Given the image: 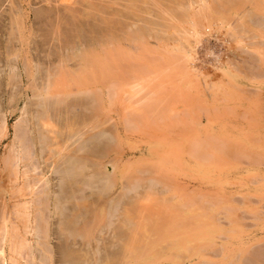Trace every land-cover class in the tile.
I'll return each mask as SVG.
<instances>
[{"label":"rangeland","instance_id":"rangeland-1","mask_svg":"<svg viewBox=\"0 0 264 264\" xmlns=\"http://www.w3.org/2000/svg\"><path fill=\"white\" fill-rule=\"evenodd\" d=\"M155 1L152 0V3L154 2L153 4L150 1V3H149L150 11L149 12H151V13L148 15L149 19H151V22H154V23H152V31L153 32L151 31L150 36H149L150 38L147 37V40H146L147 44L145 45V47L139 48L138 50L136 48H134L133 50H132V48L129 49L130 54L128 53L129 54L128 56L130 58H127L125 60L126 62H128V64L126 62L125 63L122 62V64H120V66H117L115 69L114 68L108 69L109 66H107V67L102 66V67H100L101 68L100 72L97 70V69H99L98 67H96V69H95V67L92 69H91V67L84 68L86 70L81 69V70H83V75H82L81 71L79 73H81L80 76H82L83 78L85 75V78L82 82V84H84L85 87L82 85H80L81 87L80 86H77V87H80V89L82 90V92L84 91V93L81 95L76 94V96H74L75 94H72V93H74L72 91H75L77 89L75 86V83L72 82V84L69 85V83H71V81H69L68 79H71L69 73L78 72L79 70H72L69 72L68 71L66 72V70H63L62 74H65L66 77L64 75H62L61 72L59 73L57 70H55L52 73V74H54L57 71L54 76L56 78V75H58L56 80L58 79V80H60V82H62L61 85L54 84L56 86L58 85L59 88L63 89V90H59V88L56 87V89L58 91H60L58 95L62 96V98H64V99L67 98L64 100L65 103H61V104L56 105L57 110L60 109L61 111H63V114L61 111H57V110H52V112L54 113V111H56L59 116H60V113L65 116V114L69 115V113H70L69 111H71L70 115L71 114L73 115L76 111V114H74L73 116L71 115L72 116L71 119L72 118L74 119V120L72 119L71 121H73L74 123L75 122L78 123V122L82 121L83 119H88V118L90 119V117L92 116L91 114L97 115L98 116L97 120H99L98 118L102 117V119H100L99 121L102 120L103 123L100 122V125L97 127V129L94 128V130H92V131L88 130V131L90 133L91 132L94 133V131H95V133L97 132V134H96L97 137L100 136L99 138L96 137L98 141L103 138V134H100V132H98L99 130L107 131L111 137H113L115 135L116 138L114 136L113 137L114 140L119 141L118 143H117V141H115L116 144L111 141V143L113 145L109 142V144L112 145L113 149L108 148L109 152L107 153L106 159H104V160H107L108 157L110 158V156H113V155H114V157H116L117 155L119 157V158L116 157V161L114 163L113 171H112V178H114V185H113V187H111L110 190L105 191V193L103 195L105 197L104 200H106V199L108 200V198H112V197L120 199L119 210L122 209V205L129 204L128 205V211L130 210L129 215L132 218V220H133V216H135L137 214L136 218L134 217V220L141 223L139 218H142V221H143V219H145V226L147 225V223H148V225L150 223L149 227L152 228V226L158 227V224H159L158 228L161 229L160 230L161 235L159 236V238L162 237L163 234L166 235L165 238L167 237L166 239L162 237L163 242L161 243V247H160V245L154 247V249L157 248V249H155V250H157V253H155L156 255H154V256L151 255L149 261L143 262L141 264H156V263H158V264H175V263L176 264H196V263L199 264V261H202V260H206L208 263H211V264L212 263L213 264H230V263L231 264H241L242 259H243L242 257L245 256L247 249H251L252 246H255L257 243L260 244V242L264 241V196H263L264 195V59H263L264 58V52H263L264 51V34H263L264 29H263V31H259V32L257 30V29L262 30L261 26L264 27V25H263V23H264V18H263L264 17V0H260L261 2L259 0H249V1L242 0L243 5L242 4L237 5V3H236V5H237L236 7L241 6V7H239V10H238V8L235 10V8H236L235 5L231 4L232 6L231 5L226 6L227 8L229 7V9L224 8L225 12L217 11L218 12L217 15H216V12L214 14L213 13L214 11H212V10H214L213 4H215L216 1H218V0H207V1L205 0L207 3H209V5H210V2L211 3L213 2V3L211 6L203 7V10H202V5L207 4L204 0H203L204 2L201 1L202 5H201L199 0H197V1L193 0V2L196 1L194 3L191 0H189L190 4L192 2L191 7L189 6L188 1H187L189 10H187L188 12H187V15L185 17H181V15H178L181 17V19H180V17L177 16V12L179 13V9H177V8H178L179 3L181 1L179 3H178V0H159V3H158V0L156 1V3H155ZM164 1L167 3H165ZM162 2H164V3H162ZM36 3L31 4L30 8L32 7V12H35L36 17H39V19L37 18L39 23H37L34 26V29H32V33L34 32L33 33V39L35 41L34 45H35V47L37 45V47L39 49L38 55L43 56L46 52H52V50H53V49L48 47V41L50 39L51 33L47 29V26H46L48 21H49L50 15L45 12L46 9H45V6L43 3H40V2H36ZM238 3H240V2H238ZM5 4L2 6L3 9L6 8ZM154 5H156V6H154ZM198 5H200L201 7L198 8L197 7ZM161 6H163V7L161 8ZM165 6H166V9L164 8ZM209 8H211V9H209ZM195 9H197V10H195ZM198 9L200 11H198ZM201 10L204 13L206 11H208L209 15L206 14L207 12L205 14L208 15L209 17L205 16V18L203 17L204 18V20H203L202 19L203 12L201 14ZM164 11H166V12H164ZM194 11H195V13H194L195 15L199 14V12H200L201 15H199V19H197L198 15H197V17L193 15V17H196V19L198 21L199 20L203 21V23H200V24H203L202 27L199 26L200 25L199 22L195 21L194 20L195 18L192 17L191 14H193ZM247 11L249 14L246 13ZM189 15H191V17H189ZM215 15H216V17H214ZM174 16L175 17L177 16V17L175 18ZM212 16H213V18H212ZM226 16H228V18ZM229 16H232V18L230 19ZM206 17L209 19H207ZM247 17H248V19H247ZM250 17H252V18H250ZM177 18L179 19V22H178ZM206 19L209 21L211 19V21L207 22ZM246 19H247V21H246ZM251 19H252V22H251ZM192 20H194L193 23L191 22ZM45 21H47L46 25L44 24ZM209 23H210V25H209ZM252 23H254L255 25ZM156 24H158V25H156ZM216 24H217V26L215 27ZM91 25H94V24L91 23ZM193 25H194V27L198 26L194 30V32L197 31L195 33L192 32L193 29L190 28ZM36 26H37V28H36ZM38 26H39V28L43 27L44 29L43 28L39 29ZM40 26H42V27H40ZM69 27L67 26L65 29H63L66 31H62L61 35L63 34V37L66 38V40L69 39V41H72V39L74 38V35L73 36L70 35V37H69V34H71L72 31H74V29L72 30V28L70 27V29L72 30L71 31L69 29ZM87 27H88L87 24H85V26L82 27V28H85V29H83V33L84 32L88 33V31L86 30ZM236 30H238V32ZM260 32H262V33H260ZM173 33H174V35H173ZM35 34H36V37H35ZM152 34H155V35H152ZM65 35H67V37H65ZM6 36H7L6 34L2 35L1 30H0V44L1 45L3 42H5L7 40L8 37H6ZM255 36L257 38H255ZM231 38H232V40H231ZM1 39L3 40V42L1 41ZM43 43H44V46H43ZM13 44H14V42L8 40V43L5 44L6 46L0 49V113L2 112L0 114V116L1 115L3 116V118L5 120V125H6V133L0 139V198H1L0 203H1V200L4 198L3 201L6 203V204L5 203L4 204L5 205L10 204V205H7L8 207L5 206L6 209L7 208L11 209V207L16 203V202H14L16 200L15 197L11 198V195L9 197V194L6 193L7 190H9V189H11V192H12L13 189L16 188V186L13 184V186H14L13 187L12 183L8 182V179H6V176L4 175L5 173H4L3 168H2V158L7 154L8 150L11 146V142L13 141V138H14V130H15L16 125L21 123L20 119H21L22 114H23V107L25 106V102L28 99L32 98L30 95L27 97L28 98L27 99L26 95L23 94V91L27 86V84L25 83V78H24V82L21 80V76L24 75L23 70L18 71V73H20V78L18 80L19 76L14 77V76L9 75L10 71L6 67H4V65L1 63V61H4V58L6 56L5 53L9 52L8 50H12L14 48ZM1 45H0V47H2ZM147 47H149V48H147ZM46 48H48V49H46ZM125 49H127V48H125ZM246 49H247V51H246ZM259 49H260V51L258 52ZM134 51H136V53H137L136 55H135ZM142 52L145 53L146 55L142 54ZM171 52H173V54H171ZM148 53H151V54H148ZM160 53L162 56L160 55ZM156 54H158V55H156ZM139 55H141L142 57ZM143 55H145V56H143ZM173 56L175 58V62L173 60L174 59ZM137 57H139V58H137ZM177 57H179V58H177ZM140 58H143V59H140ZM144 59H146L145 63L143 62ZM153 59L156 61H154ZM157 59H159V60L157 61ZM171 59L173 61H170ZM134 61H136V62H134ZM153 61H154V63H153ZM162 62H163V64H161ZM169 62H171V63H169ZM166 63H169V64H166ZM240 63H241V65H240ZM136 64H139V65L134 67ZM2 65H3V67H2ZM144 65L147 67V69L143 70V68H146ZM157 65H159V66H157ZM103 67H104V69H103ZM139 67H141V69H139ZM150 67L153 69H151ZM171 67H173L172 70H170ZM134 68H137V69L135 70ZM157 68H160V71H158L159 69L156 70ZM161 68H165V70L161 69ZM105 69H108L109 71L108 70L106 71ZM117 69H119L120 71ZM138 69H139V71H138ZM183 69H184V71H182ZM155 70L157 72L153 73ZM176 70H178V71H176ZM90 71H91V73H90ZM94 71L95 72L98 71V72L94 73ZM145 71H149V72H145ZM84 72L86 74H84ZM101 72H103V73H101ZM133 72L136 73L137 75H135ZM138 72L141 75H139ZM36 73H35V75H36L35 76V82L36 83L41 82L42 86H43L45 84L44 83L45 77H44L43 68H41V71L39 70ZM89 73H90V75H89ZM109 73H110V75H112L114 77L110 76ZM146 73L148 75H146ZM159 73H161V74H159ZM162 73H165V74H163V76H162ZM244 73H245V75H244ZM156 74H157V76H160V75L161 76L158 78L156 76ZM59 76H60V78H59ZM62 76H63L64 80H61ZM91 76H93V78ZM119 76H120V78H118ZM122 76H124V78ZM153 76H154V78H153ZM40 77L42 78V80ZM53 77H52V79H53ZM116 77H117V79H119V81L117 79H114ZM129 77H131V78H129ZM132 77H134V79ZM138 77H139V79H138ZM144 77H146V79ZM162 77L164 79H161ZM55 78H54V80H55ZM91 78H92V80H91ZM96 78L98 80V83H97ZM142 78L144 79L143 82L140 81V80H142ZM52 79L50 80V83L52 82ZM123 79H125L126 81H124ZM128 79H132V80H129V85L127 86L126 84H127ZM148 79L152 80V82L149 81ZM111 80H112V82H111ZM91 81H92V83H91ZM113 81H114V83H113ZM120 81L122 82V84ZM145 81L147 84L145 83ZM148 81L151 83V85H150V83H148ZM64 82H66L65 86H63ZM87 82H88V84H87ZM125 82H126V84L124 85ZM140 82H142V83H140ZM153 82H156V83H153ZM101 83H102V85H101ZM159 83H160V85H159ZM67 84L69 86H66ZM111 84L113 86L107 88V86H110ZM144 84H146L148 87H146V85H144ZM71 86L72 87L74 86L75 88L74 87L71 88ZM143 86L146 88H143ZM151 86H153L151 89L154 88L153 89L154 91L150 89ZM63 87L64 88L67 87V88L64 89ZM117 87H118V90H116ZM68 88H69V90H71L70 93L72 95L69 94V90H67ZM83 88H84V90H83ZM109 88H111V90H109ZM122 88H126V89L123 90ZM238 88H240V89H238ZM85 89H87V90H85ZM96 89H97V91H96ZM128 89H130L131 92H133V94H135V96L132 93H130V90H128ZM119 90H120V92H119ZM142 90H143V92H142ZM147 90H148V92H147ZM242 90H244V91H242ZM28 91L30 92V89ZM87 91H89V92H87ZM94 91H96V92L94 93ZM125 91H126V93L129 92L130 94L129 93L128 94L131 97L128 94H126ZM160 91H162V93H160ZM19 92L21 93V96H20ZM105 92H107V93H105ZM122 92H124V93H122ZM146 92L147 93L152 92V96H151V93L147 94ZM67 93H68V95H66ZM12 94H14V96ZM95 94H96L95 97L97 98V100L99 98H101V100L99 99L97 101L96 98H94ZM90 95L93 97V99L91 98ZM115 95H117V97ZM132 95H133V97H132ZM72 96L76 99L75 100L76 102L79 101L80 103L78 102L75 104L74 98ZM99 96H101V97H99ZM120 97H122V98H120ZM127 97L128 98L130 97L132 99L129 98V100H128ZM59 98H61V97H58V99ZM141 98H143L144 101H143V99L141 100ZM145 98H146V100H145ZM222 99H224V100H222ZM71 100H72V103H74V104L71 103ZM117 100H120V102L119 101L117 102ZM139 100H141V102L143 101L142 103H144V104H142V103L138 104ZM32 101H33V99H32ZM114 101H116L117 103ZM81 102L84 104H82ZM98 102H101V103H98ZM113 103H115V104L113 105ZM146 103H148V104L146 105ZM63 104H64V107H62ZM66 104H67V106L69 105L68 109L66 107ZM88 104H89V106H88ZM95 104H96V106H95ZM59 105L61 108H59ZM98 105L99 106L101 105L100 108ZM134 105L138 109L140 108L141 110L139 109L140 110L139 111ZM139 105H140V107H139ZM71 106L75 107V109L77 107L78 108L75 110L72 107L73 109H71ZM79 106H80V109H79ZM26 107H28V105H26ZM94 107H95V109H94ZM126 107L128 109H126ZM154 107H155V109H152ZM196 107H197V109H196ZM29 108L33 109V110L37 109L34 102H33V104L29 103ZM63 108H64V110H63ZM214 109H215V111H214ZM81 110L85 111L86 115ZM94 110L96 112L98 110V112L96 113ZM130 110H132V112ZM135 110H136V112H135ZM64 111H66V113ZM92 111H94V112H92ZM147 111H148V113H147ZM158 111H160L159 114L162 113L161 116L158 115ZM50 112H51V110H50ZM78 112H79V114L81 113L83 115H81V114L78 115L77 114ZM144 112H146V113H144ZM153 112H155V113H153ZM98 113H100V114H98ZM137 113H138L139 117H138ZM207 113H209V114H207ZM88 114H89V116L90 115L91 116L88 117ZM242 114H244V115H242ZM99 115H101V116L99 117ZM129 115H130V117H129ZM164 115H166V116H164ZM23 116H24V114H23ZM107 116L110 119L107 118ZM142 116L143 117L149 116V117L148 118L144 117V119H143ZM60 117H58L59 120H60ZM81 117H82V119H81ZM151 117L153 120L151 119ZM197 117H198V119H196ZM126 118H128V119H126ZM135 118H136V120H135ZM62 119H66V116H65V118L61 117V120ZM75 119H76V121H75ZM79 119H80V121H78ZM182 119H185V120H182ZM56 120H57V122L55 120L53 122L56 123V125H57L58 119H56ZM61 120L59 121L58 125H62V122L64 123V121H66V120H62V121ZM107 121H109L108 124H107ZM135 122H137V123H135ZM112 123L115 125V127H114V125H112ZM140 123L142 125H140ZM101 124H104L105 126L102 125L103 126L102 127ZM146 124H148V125H146ZM183 124H184V126H182ZM21 125H22V123H21ZM125 125H126V127H124ZM143 125L146 127H144ZM112 126H113V128H112ZM153 126H154V128H152ZM192 127H193V130L191 129ZM175 128H177V130H175ZM86 129H88V128H85V130ZM112 129H113V131H112ZM137 129H138V131H137ZM140 129H142V130H140ZM169 129H171V130H169ZM185 129H187V130H185ZM130 130H132V131H130ZM152 130H153V132H152ZM178 130H180V131L178 132ZM88 131H86L87 132L86 134H89ZM135 131L138 133H136ZM142 131H143V134H142ZM177 132L180 134H178ZM173 133H175V134H173ZM197 135L202 136L205 141L202 138H198ZM213 135L216 138H212V137H214ZM192 136H193V138H192ZM208 136H210V138ZM207 137L210 139V141L207 140ZM216 139H217V141H216ZM212 140H214V141H212ZM189 141L191 144L189 143ZM194 141L196 142L197 145L194 144ZM197 142H199V143H197ZM202 142L205 144L201 145V144H203ZM75 143H72L73 145H71V147L72 146L73 147L79 146V145H77V143H78L77 141ZM130 143H132V144H130ZM134 143H135V145H134ZM206 143H208V144H206ZM213 143H215V144H213ZM220 143H222V144H220ZM109 144H108V147H110ZM216 144H218V145H216ZM91 145H93V144H91ZM182 145H183V147H182ZM190 145H191V148H189ZM193 145H194V147H192ZM114 146H116V147H114ZM229 146H230V148H229ZM117 147H119V149ZM116 148H117V150H115ZM120 148L123 150L122 153H120V151H122ZM184 148H185V150H184ZM192 148H195V149L191 150ZM207 148L209 150H207ZM215 148H218V149H215ZM64 149L66 151V148H63V151H64ZM175 149H176V151H174ZM83 150H79L77 153L80 155H83ZM195 150H196V152L197 151L201 152L203 150L204 154L201 152L202 154L200 153L199 155H197ZM63 151H61V153H63ZM184 151L185 152L187 151V152L185 153ZM193 152H195V153H193ZM194 154H196V155H194ZM200 155L204 156V157L200 158L201 157ZM196 156H198V157L200 156V157L198 158ZM114 157H112L110 159H113ZM126 158H128V159H126ZM136 158H137V160H136ZM207 158H209V160ZM122 161L123 162L128 161V163L124 162V166H123ZM212 161L214 163H211ZM48 162L49 161H47V163ZM130 162L132 163V165L130 164ZM121 163H122L123 168H121ZM127 164H130L131 166H129ZM221 164H222V166H221ZM127 166H129V167H127ZM47 168H50V167L48 166ZM119 168H121V169H119ZM131 168H132V170H134L136 168V170L133 171V172H135L134 173L135 175L133 173H130ZM88 170L89 169H85L83 171L84 174H85V172H88ZM128 170H130V171H128ZM121 171H122V173H121ZM153 171H155V172H153ZM47 172L50 175V169H48ZM125 174H126V176H125ZM127 175H130V177L129 176L127 177ZM50 176H55V174L54 175L52 174ZM85 177H87V175ZM124 177H126V178H124ZM133 177H134V179H133ZM153 177L155 178V180ZM45 178L46 177H42V180ZM171 178H172V181H171ZM5 179L7 182L5 181ZM148 179L149 180L151 179V181L147 182V181H149ZM135 180L137 182H135ZM168 181H169V183H168ZM53 182L55 183L56 180L52 179L51 183H49V184L53 185L54 184ZM132 182H135L134 189H133V191L128 192L126 190V187H128V183L130 185ZM144 182L146 183V185ZM8 183L11 185H9ZM149 183L151 184V186ZM166 184H167V186H166ZM8 185H9V187H8ZM123 185H126V187ZM163 186H165V187H163ZM136 187H137V189H136ZM7 188H9V189H7ZM54 188H56V187H54ZM162 188L163 189L165 188V189L163 190ZM92 189L93 188L90 189V187H85V188L83 187L82 192L90 191ZM189 190H190V192H188ZM4 193H5V196L3 197ZM211 193H213V194L211 195ZM122 194H124V195H122ZM245 194L248 196V199H247V196ZM121 195H122V197H121ZM240 195H241V198H239ZM244 196H246V197H244ZM139 197H140V199H139ZM251 197H254V198H251ZM255 197H256V200H255ZM230 198H231V200H227ZM258 198H260V199H258ZM131 199H133L135 202ZM193 199H196V200H193ZM242 199H243V201H242ZM8 200H10V202ZM220 200H222V201H220ZM3 201H2V203H3ZM11 201L13 203H11ZM236 201L237 202L239 201V202L237 203ZM253 201H255L256 203H254ZM157 202H160V203H157ZM205 202H208V203L205 204ZM181 203H183V204H181ZM179 204H181V205H179ZM207 204H209V205H207ZM205 205H207V206H205ZM2 206L3 205L0 204V208ZM170 206H171V208H170ZM180 206L182 208H180ZM167 207L170 210L174 209V211H170ZM178 207L182 210L180 211V209H178ZM232 207L234 208L235 211L232 212V214H230ZM159 208L161 211L159 210ZM10 209H9V211H10ZM204 209L207 211L206 214L204 212ZM147 211H149V212L147 213ZM217 211H219V212H217ZM177 213H179V214H177ZM199 213H201V214L204 213V214L202 216H197ZM211 213L213 214L212 219L209 218L210 217L209 215H212ZM235 213H237V214L235 215ZM147 214L150 215V218H148ZM169 214L171 216H169ZM194 214L197 217L194 216ZM214 214L216 215V217L218 218L219 221H216L217 218L215 217ZM225 214L227 217L223 216ZM229 214H230V216H229ZM243 214H244V216H242ZM247 215L248 216L251 215L252 217L251 216L248 217ZM158 216H159V218H158ZM118 217L120 219L123 218L120 215ZM146 217L148 218L149 222H147ZM151 217H152V219L154 218V220H152ZM160 217H161V219H163V222L160 219ZM229 217H231V218H229ZM116 218H117L116 216L112 217V218L111 217L107 218V221L110 224V227H109V229H107V231L105 229L104 230L105 232H103V234H102L103 244L100 241L98 242L99 246H101L98 249V252L96 254V255H98L99 259L100 258L104 259L105 257L110 256V255H114V253L120 251L121 241H117L118 243L116 241H112L111 238L108 237L106 232H110V230H112V229H114V230L117 229L115 232L119 234V235L117 234L118 237L122 236L124 239L127 236V227L125 225H122L121 223H119L120 219L117 220L118 218L117 219ZM178 218H180V220H178ZM220 218H224L223 220H227V219H229V220L223 221ZM238 218L241 220V222ZM254 218H256V219H254ZM53 219H51V220H53V222H54L55 218H53ZM183 219L185 220V222L187 221L186 224L188 223V220H191L192 222L190 221L191 223H188L187 226H183V225H185L183 223L184 222ZM232 219H233V221L236 220L237 222L236 221L233 222ZM11 220L13 222H16V223L19 220V224L17 225L19 227V230L21 231L24 229L22 226L24 223L21 222L20 219L17 220L12 215ZM14 220H16V221H14ZM155 220L157 221V223L155 222ZM167 220H168V222H166ZM158 221L159 222L161 221V222L159 223ZM180 221L182 222V224ZM164 222H165V224H164ZM251 222H253V223H251ZM21 223H22V225L20 226ZM154 223H156V224L154 225ZM177 223L179 226L177 225ZM160 224H162L163 228H161ZM166 224H167V226H166ZM252 224H254V225H252ZM148 225H147V227H145L144 225H141V226L148 229L149 228ZM172 225H174V227H172ZM51 228H52V230H50L51 233L49 232L51 235L49 237L50 238L49 243L53 247V248L52 247L51 248L54 249V250H52L53 251L52 252V262H54L52 264H61V262L63 264L64 259L62 256V251L68 249L69 247L72 249L80 248V247H82L83 244H82L81 240H80V242H81L80 245L78 244V242L75 243L77 239L71 240V238H70L69 240H64V237L62 235L59 236L60 234H55L56 228L54 225L53 226L51 225ZM153 229L156 230V228H153ZM168 229H169V231H168ZM170 230H172V231H170ZM227 230H230V231H227ZM233 230H234V232H233ZM139 232H141V231H139ZM176 232H177V234H176ZM136 233H138L137 229H136ZM173 233L175 234L174 236H173ZM141 235H143V234H141ZM168 235L169 236L172 235V236L169 237ZM217 235L218 236L223 235L225 237L221 238L222 237L221 236L219 238ZM128 236H130V235H128ZM189 239H191L192 241ZM160 240H161V238H160ZM67 241L69 244H67ZM165 241H167L166 243L170 244V245L167 246V244H166L167 247L163 248V246H165V245H163V244H165ZM177 241H182L181 245L179 244V242L177 243ZM95 242L96 241H94V239H93L92 243H95ZM107 242L109 244H107ZM193 242L196 243V246H193V245H195ZM30 243H32V242L30 241ZM92 243H91V245H92ZM189 244H191L192 246L191 245L189 246ZM200 244H202V245H200ZM69 245H72V246H69ZM77 245H79V246H77ZM33 246H34V248H33ZM35 246L36 245L34 244L31 247H32V249H35L34 251H35V253L37 252L36 254L38 255L39 252ZM62 247H64V248H62ZM109 247H111V248H109ZM184 247H186V248L188 247L189 249L187 248V250H189V251L187 252L186 248H184ZM196 247H197V249H196ZM220 248L222 249L221 252H220V250H221ZM86 249L90 253L89 254V260L91 262H93L94 261V253H93L92 247L86 246ZM202 249H204V250L201 251ZM211 249H215L216 251L218 250V252H220V254L216 253L215 250L213 251ZM172 250H174L173 251L174 254L171 253ZM208 250H211V253L207 252ZM158 251H159V253H158ZM213 252H215L214 255L212 254ZM168 253H170V255H168ZM187 253L188 254L190 253L191 256L188 255ZM183 254L184 255L187 254V256L185 257ZM215 254H217V255H215ZM24 255L27 256L26 254H24ZM164 256L166 259L164 258ZM25 258L26 257H24V259ZM24 259L20 261L21 262L20 264L26 263L25 262L26 259L25 260ZM38 259H36L37 262L35 261L34 264H43L42 262L40 263V261ZM180 260H181V262H180ZM123 263L121 262V264H123ZM117 264H120V263H117ZM124 264H126V263H124ZM127 264H140V263H138L137 261H130V263H127Z\"/></svg>","mask_w":264,"mask_h":264},{"label":"bare ground","instance_id":"bare-ground-1","mask_svg":"<svg viewBox=\"0 0 264 264\" xmlns=\"http://www.w3.org/2000/svg\"><path fill=\"white\" fill-rule=\"evenodd\" d=\"M152 3V0H0V30H1V34L2 35H7L6 37L7 40L5 42H3V40L1 39L2 43V47H5L9 41L14 42V48L12 50H8L9 52H6V56L4 58V61H1V63L4 65V67H6L9 71L11 76H19L18 80L20 78V73H18V71H22L24 75L21 76V80L24 82V78H25V83L27 84L26 88L23 91V94L26 95V98L28 96L31 95L32 98L28 99L25 102V106L23 107V114L22 117L20 119L21 123L17 124L14 130V138L13 141L11 142V146L7 152V154L2 158V168L4 171V175L6 176V179H8V182L12 183L16 186L15 189H13V191L11 192V189L7 190V194H9V197L11 195L12 197H15V201L16 202L10 209L7 210L5 208V206L10 205L7 204L3 201V199L1 200V205H3L0 208V264H20L21 260L24 259V257H26V263L25 264H34L35 261L37 262L36 259H38L40 261V263L42 262L43 264H52L54 262H52V245L49 243L50 242V230H52L51 225L55 226V234H60L59 236H63L64 240H69L71 238V240H76L75 243L78 242V244L80 245V240L82 241V247L80 248H76V249H72V248H68L64 251H62V256L64 259V263L63 264H117L121 262L123 263H130V261H137L138 263H143V262H147L150 259L151 255H156L155 253H157V248L154 249V247L160 245L161 247V243L163 242V238H165L166 235H164L163 233V238H159V236L161 235V229H159V224L158 227L157 226H152L149 227L148 223V229H146L145 227H147V225L145 226V219L139 218L140 222H137L134 220V217L136 218V215L133 216V220L129 215V211H128V205H122V209L119 210V206H120V199L118 198H108V200H104L105 197L103 196L105 191H108L111 189V187H113L114 185V178H112V171H113V166L114 163L116 161V157H118V155L116 157L110 156V158L114 157L113 159H109L107 158V153L108 148H112V142L115 143L114 140V136L111 137L110 134L107 131H101L99 130L98 132H100V134H103V138L101 140H97V132L95 133H90L89 131L94 130V128L97 129V127L100 125V122L103 123V121H99L101 118H98L99 120H97V115L91 114L88 117H90V119H83L82 121H80V119L78 121L80 122H73L71 121V117L76 114L75 113L71 116L70 113L71 111H69V115H66V119H62V120H66L64 121V123L62 122V125H58L59 121L61 120V117H64L63 111H61L60 109L57 110L56 105L61 104V103H65L64 100L67 98H62V96H59V92L56 87H58V85H54V84H59L61 85L62 82H60V80H56L55 78V73L58 71L59 73L63 70H66V72L68 71H72V70H79L78 72H71L70 77L71 79H68L69 81H71L70 84L75 83L76 89L75 91H72L75 94L74 96H76V94H83L84 91L82 92V90L80 89V85L84 86V84H82L84 78L81 75V73H79L80 71L82 72L83 75V70L84 68H88L91 67L96 69V67H98L99 69H97L100 72V67L102 66H109V68H116L117 66H120V64H122V62H126L125 60L127 58H130L128 55L129 53V49L132 48V50L134 48H136L137 50L139 48H143L145 47V45L147 44V37L150 36V33L152 31V23L151 19H149L148 15L151 13L150 11V6L149 3ZM155 1V0H154ZM157 1V0H156ZM155 1V3H156ZM181 1V2H180ZM186 1V2H185ZM191 7V4L193 2V0H191V4L189 0H178L179 6L177 9H179V13L177 12V16L181 15V17H185L187 15V10L188 9V4ZM197 1V0H196ZM194 1V2H196ZM200 3L203 0H199ZM205 1V0H204ZM203 1V2H204ZM207 1V0H206ZM205 1V2H206ZM249 1V0H247ZM246 1V2H247ZM260 1V0H259ZM36 2H40L43 3L45 6V12L48 13L50 15L49 17V21L47 23V21H45V25L47 23V29L50 31L51 36L50 39L48 41V47L53 49L52 52H46L43 56L38 55L39 53V49L36 45H34V39H33V33H32V29H34V26L39 23L38 19L39 17H36L35 12H32V7L30 8L31 4L36 3ZM165 2V1H164ZM162 2V3H164ZM193 2V3H194ZM240 2V3H238ZM252 2V1H251ZM254 2V1H253ZM261 2V1H260ZM6 3V4H5ZM154 3V2H153ZM152 3V4H153ZM159 3V0H158ZM167 3V2H165ZM207 3V2H206ZM213 3V2H212ZM212 3L210 2L207 3L206 5H202V10L203 7H207V6H211ZM238 4H242V0H218L216 1V5L213 4V9L212 11H214L213 13L217 15V11H223L225 12L224 8L229 9V7L227 8L226 6L229 5H236ZM255 3V2H254ZM6 5L3 9L2 6ZM37 4V3H36ZM171 4V3H170ZM151 5V4H150ZM231 5V6H232ZM243 5V4H242ZM156 6V5H154ZM153 6V7H154ZM167 6V5H166ZM166 6L164 7L166 9ZM163 6H161L162 8ZM198 8H200L201 6L198 5ZM234 7V8H235ZM238 6L235 8V10L238 8ZM41 9V8H40ZM172 9V8H171ZM206 9V8H205ZM204 9V10H205ZM211 9V8H209ZM192 10V9H191ZM197 10V9H195ZM201 10V14L202 11ZM207 10V9H206ZM158 11V10H157ZM167 11V10H166ZM164 11V12H166ZM198 11H200L198 9ZM163 12V11H162ZM207 12V13H206ZM205 13L208 14L209 12L206 11ZM253 12V11H252ZM195 11L193 12V15L197 17L199 19V14H194ZM204 12L202 14V19L204 20L205 16L209 17L208 15H206ZM211 13V12H210ZM248 13V11L246 12ZM254 13V12H253ZM44 14V13H43ZM173 14V13H172ZM189 14V13H188ZM213 14V15H214ZM249 14V13H248ZM191 15H189V17H191ZM216 15L214 17H216ZM219 15V14H218ZM40 16V15H39ZM176 16V17H177ZM262 16V15H261ZM45 17V16H44ZM157 17V16H156ZM175 17V16H174ZM175 17V18H176ZM180 17V16H178ZM180 17V19H181ZM196 17L194 20L200 23H203V21H198L196 19ZM201 17V16H200ZM204 17V18H203ZM206 17V18H207ZM211 17V16H210ZM228 18V16H226ZM249 17V16H248ZM247 17V19H248ZM257 17V16H256ZM260 17V16H259ZM258 17V18H259ZM263 17V16H262ZM38 18V19H37ZM47 18V17H46ZM213 18V16H212ZM229 18L231 19L232 16H229ZM252 18V17H250ZM264 18V17H263ZM157 19V18H156ZM174 19V18H173ZM172 19V20H173ZM178 19V18H177ZM192 19V18H191ZM209 19V18H207ZM206 19V20H207ZM246 19V21H247ZM260 19V18H259ZM258 19V20H259ZM262 19V18H261ZM41 20V19H40ZM44 20V19H43ZM154 20V19H153ZM159 20V19H158ZM162 20V19H161ZM183 20V19H182ZM192 20L191 22L193 23ZM228 20V19H227ZM263 20V19H262ZM165 21V20H164ZM209 20H207L208 22ZM211 21V19H210ZM209 21V22H210ZM250 21V20H249ZM41 22V21H40ZM179 22V19H178ZM206 22V23H207ZM228 22V21H227ZM252 22V19H251ZM254 22V21H253ZM256 22V21H255ZM43 23V22H42ZM94 24V25H91ZM176 23V22H175ZM191 23V24H192ZM205 23V22H204ZM85 24H87V31L88 33L84 32L83 33V29L82 28L85 26ZM179 24V23H178ZM177 24V25H178ZM198 24V23H197ZM254 24V23H252ZM44 25V26H45ZM84 25V26H83ZM158 25V24H156ZM210 25V23H209ZM255 25V24H254ZM264 25V23H263ZM43 26V25H42ZM40 26V27H42ZM71 27L72 30L74 29V31H72L69 27V29L72 31L70 35H74V40L72 39V41L66 40V38L63 37V34L61 35L62 31H66L63 30L66 27ZM164 26V25H163ZM199 26H203V24H200ZM207 26V25H206ZM217 26V24L215 25V27ZM258 26V25H257ZM155 27V26H154ZM159 27V26H158ZM181 27V26H180ZM193 27V28H192ZM190 27L191 29H193L192 32H194L195 28L198 26L194 25ZM208 27V26H207ZM2 28V29H1ZM37 28V26H36ZM39 28V26H38ZM43 28V27H42ZM39 28V29H42ZM183 28V27H182ZM206 28V27H205ZM204 28V29H205ZM262 30L257 29L258 32L259 31H263L264 27H262ZM38 29V30H39ZM44 29V28H43ZM201 29V28H200ZM207 29V28H206ZM239 29V28H238ZM199 30V29H198ZM155 31V30H154ZM167 31V30H166ZM174 31V30H173ZM176 31V30H175ZM178 31V30H177ZM203 31V30H202ZM238 32V30H236ZM235 31V32H236ZM42 32V31H41ZM153 32V31H152ZM170 32V31H169ZM197 32V31H195ZM194 32V33H195ZM201 32V31H200ZM207 32V31H206ZM246 32V31H245ZM38 33V32H37ZM36 33V34H37ZM189 33V32H188ZM262 33V32H260ZM35 34V37H36ZM40 34V33H39ZM38 34V35H39ZM160 34V33H159ZM238 34V33H237ZM251 34V33H250ZM264 34V32H263ZM155 35V34H152ZM167 35V34H166ZM174 35V33H173ZM198 35V34H197ZM224 35V34H223ZM249 35V34H248ZM168 36V35H167ZM65 37H67V35H65ZM162 37V36H161ZM164 37V36H163ZM250 37V36H249ZM150 38V37H149ZM154 38V37H153ZM193 38V37H192ZM255 38H257L255 36ZM70 39V40H71ZM163 39V38H162ZM195 39V38H194ZM166 40V39H165ZM232 40V38H231ZM230 40V41H231ZM246 40V39H245ZM257 40V39H256ZM261 40V39H260ZM46 41V40H45ZM160 41V40H159ZM241 42V41H240ZM249 42V41H248ZM247 42V43H248ZM251 42V41H250ZM259 42V41H258ZM175 43V42H174ZM253 43V42H252ZM12 44V43H11ZM159 44V43H158ZM249 44V43H248ZM251 45V44H250ZM44 46V43H43ZM239 46V45H238ZM184 47V46H183ZM127 48V49H125ZM149 48V47H147ZM48 49V48H46ZM135 49V50H136ZM158 49V48H157ZM162 49V48H161ZM160 49V50H161ZM136 50V51H137ZM148 50V49H147ZM153 50V49H152ZM6 51V50H5ZM49 51V50H48ZM135 52V55L137 54ZM141 51V50H140ZM244 51V50H243ZM247 51V49H246ZM260 51V49L258 50V52ZM44 52V51H43ZM138 52V51H137ZM264 52V51H263ZM129 53V54H128ZM152 53V52H151ZM148 53V54H151ZM162 53V52H161ZM160 53V55H161ZM188 53V52H187ZM253 53V52H252ZM142 54H145L142 52ZM167 54V53H166ZM171 54H173V52H171ZM254 54V53H253ZM252 54V55H253ZM146 55V54H145ZM143 55V56H145ZM158 55V54H156ZM159 55V56H160ZM141 56V55H139ZM162 56V55H161ZM165 56V55H164ZM177 56V55H176ZM189 56V55H188ZM251 56V55H250ZM136 57V56H135ZM134 57V58H135ZM142 57V56H141ZM150 57V56H149ZM170 57V56H169ZM139 58V57H137ZM153 58V57H152ZM174 58V56H173ZM179 58V57H177ZM256 58V57H255ZM133 59V58H132ZM136 59V58H135ZM143 59V58H140ZM181 59V58H180ZM184 59V58H183ZM264 59V58H263ZM3 60V59H2ZM130 60V59H129ZM144 59V63H145ZM151 60V59H150ZM154 60V59H153ZM159 59H157L158 61ZM161 60V59H160ZM169 60V59H168ZM175 62V58L173 59ZM172 59L170 61H173ZM177 60V59H176ZM257 60V59H256ZM131 61V60H130ZM140 61V60H139ZM149 61V60H148ZM156 61V60H154ZM153 61V63H154ZM181 61V60H180ZM136 62V61H134ZM142 62V61H141ZM167 62V61H166ZM179 62V61H178ZM177 62V63H178ZM128 64V62H126ZM140 63V62H139ZM152 63V62H151ZM157 63V62H156ZM171 63V62H169ZM166 63V64H169ZM173 63V62H172ZM183 63V62H182ZM232 63V62H231ZM163 64V62L161 63ZM263 64V63H262ZM2 65V67H3ZM131 65V64H130ZM129 65V66H130ZM139 64H136L134 67L138 66ZM142 65V64H141ZM149 65V64H148ZM165 65V64H164ZM174 65V64H173ZM172 65V66H173ZM183 65V64H182ZM241 65V63H240ZM128 66V67H129ZM145 66V65H144ZM143 66V67H144ZM159 66V65H157ZM166 66V65H165ZM146 67V66H145ZM41 68H43V72H44V85L42 86V83H36L35 82V73L37 71H41ZM151 68V67H150ZM166 68V67H165ZM165 68H161L164 69ZM173 67H171L170 70H172ZM94 69V70H95ZM104 69V67H103ZM108 69H105L106 71ZM135 70L137 68H134ZM139 69H141V67H139ZM138 69V71H139ZM147 69L146 68H143ZM153 69V68H151ZM159 69V70H158ZM167 69V68H166ZM55 70H57L54 74H52ZM86 70V69H84ZM89 70V69H88ZM119 70V69H117ZM130 70V69H129ZM150 70V69H149ZM156 70L160 71V68H157ZM154 71L153 73L157 72ZM179 70V69H178ZM176 70V71H178ZM181 70V69H180ZM7 71V70H6ZM97 71V72H98ZM109 71V70H108ZM113 71V70H112ZM120 71V70H119ZM184 71V69L182 70ZM187 71V70H186ZM185 71V72H186ZM261 71V70H260ZM86 72V71H85ZM84 72V74H86ZM94 71V73H97ZM127 72V71H126ZM143 72V71H142ZM141 72V73H142ZM145 72H149V71H145ZM152 72V71H151ZM170 72V71H169ZM180 72V71H179ZM184 72V73H185ZM191 72V71H190ZM254 72V71H253ZM40 73V72H39ZM58 73V74H59ZM91 73V71H90ZM89 73V75H90ZM103 73V72H101ZM132 73V72H131ZM134 73V72H133ZM37 74V73H36ZM43 74V73H42ZM67 74V73H66ZM68 74V75H69ZM135 75H137L136 73H134ZM139 74V72H138ZM143 74V73H142ZM161 74V73H159ZM165 73H162V76ZM7 75V74H6ZM38 75V74H37ZM60 75V74H59ZM65 76V74H62ZM94 75V74H93ZM96 75V74H95ZM99 75V74H98ZM97 75V76H98ZM110 75V73H109ZM120 75V74H119ZM141 75V74H139ZM146 75H148L146 73ZM169 75V74H168ZM245 75V73H244ZM54 76V77H53ZM96 76V77H97ZM112 76V75H110ZM125 76V75H124ZM124 76H122L124 78ZM128 76V75H127ZM145 76V75H144ZM155 76V75H154ZM153 76V78H154ZM157 76V74H156ZM155 76V77H156ZM161 76V75H160ZM160 76H157L158 78ZM53 77V79H52ZM66 77V76H65ZM93 78V76H91ZM95 77V76H94ZM103 77V76H102ZM114 77V76H112ZM121 77V78H122ZM141 77V76H140ZM39 78V77H38ZM41 78V77H40ZM55 78V80H54ZM60 78V76H59ZM69 78V77H68ZM91 78V80H92ZM120 78V76L118 77ZM131 78V77H129ZM134 79V77H132ZM137 78V77H136ZM146 79V77H144ZM148 78V77H147ZM150 78V77H149ZM167 78V77H166ZM11 79V78H10ZM14 79V78H13ZM52 79V82L50 83V80ZM66 79V78H65ZM88 79V78H87ZM99 79V78H98ZM114 79H117L114 78ZM126 79V78H125ZM125 79H123L124 81H126ZM139 79V77H138ZM161 79H164L163 77ZM160 79V80H161ZM256 79V78H255ZM42 80V78H41ZM63 76H62V79ZM97 80V78H96ZM119 81V79H117ZM122 80V81H123ZM129 80L132 79H128L127 80V84L126 82L124 83V85L126 84L127 86L129 85ZM137 80V79H136ZM135 80V81H136ZM143 78L142 81L143 82ZM149 81L152 82V80L148 79ZM158 80V79H157ZM261 80V79H260ZM263 80V79H262ZM134 81V80H133ZM138 81V80H137ZM148 81V83H150ZM156 81V80H155ZM20 82V81H19ZM107 82V81H106ZM112 82V80H111ZM116 82V81H115ZM121 82V81H120ZM131 82V81H130ZM140 82V83H142ZM158 82V81H157ZM197 82V81H196ZM195 82V83H196ZM65 83H63V86H65ZM90 83V82H89ZM92 83V81H91ZM98 83V80H97ZM114 83V81H113ZM118 83V82H117ZM134 83V82H133ZM136 83V82H135ZM146 83V81H145ZM156 83V82H153ZM171 83V82H170ZM88 84V82H87ZM122 84V82H121ZM147 84V83H146ZM144 84V85H146ZM158 84V83H157ZM165 84V83H164ZM68 84L66 86H69ZM86 85V84H85ZM102 85V83H101ZM105 85V84H104ZM115 85V84H114ZM119 85V84H118ZM151 85V83H150ZM149 85V86H150ZM156 85V84H155ZM160 85V83H159ZM163 85V84H162ZM161 85V86H162ZM18 86V85H17ZM80 86V87H77ZM93 86V85H92ZM107 86V85H106ZM113 86L112 84L108 87ZM116 86V85H115ZM120 86V85H119ZM74 87V86H73ZM71 86V88H73ZM85 87V86H84ZM103 87V86H102ZM121 87V86H120ZM119 87V88H120ZM123 87V86H122ZM146 87H148L146 85ZM143 86V88H146ZM153 86L150 87V89ZM233 87V86H232ZM59 88V87H58ZM64 88V87H63ZM67 88V87H65ZM64 88V89H65ZM75 88V87H74ZM95 88V87H94ZM30 89V92L28 91ZM123 90H125L126 88H122ZM148 89V88H147ZM154 89V88H153ZM151 89V90H153ZM161 89V88H160ZM240 89V88H238ZM244 89V88H243ZM59 90H63L61 88H59ZM69 90V88L67 89ZM84 90V88H83ZM87 90V89H85ZM94 90V89H93ZM92 90V91H93ZM104 90V89H103ZM108 90V89H107ZM109 90H111V88H109ZM118 90V87L117 89ZM130 90V89H128ZM149 90V89H148ZM147 90V92H148ZM158 90V89H157ZM162 90V89H161ZM166 90V89H165ZM90 91V90H89ZM87 91V92H89ZM97 91V89H96ZM94 91V93L96 92ZM115 91V90H114ZM127 91V90H126ZM125 91V93H126ZM154 91V90H153ZM244 91V90H242ZM248 91V90H247ZM256 91V90H255ZM71 90H69V94ZM120 92V90H119ZM143 92V90H142ZM141 92V93H142ZM146 92V93H147ZM199 92V91H198ZM16 93V92H15ZM20 93V92H19ZM18 93V94H19ZM64 93V92H63ZM86 93V92H85ZM99 93V92H98ZM107 93V92H105ZM111 93V92H110ZM109 93V94H110ZM124 93V92H122ZM121 93V94H122ZM129 92H127L126 94H128ZM130 93L133 94V92ZM129 93V94H130ZM145 93V92H144ZM143 93V94H144ZM151 93L152 96V92ZM147 93V94H149ZM155 93V92H154ZM159 93V92H158ZM160 93H162V91H160ZM171 93V92H170ZM169 93V94H170ZM178 93V92H177ZM248 93V92H247ZM253 93V92H252ZM258 93V92H257ZM71 94V95H72ZM113 94V93H112ZM115 94V93H114ZM128 94V95H129ZM164 94V93H163ZM14 96V94H12ZM64 95V94H63ZM68 95V93L66 94ZM103 95V94H102ZM111 95V94H110ZM120 95V94H119ZM118 95V96H119ZM135 96V94H133ZM132 95V97H133ZM157 95V94H156ZM256 95V94H255ZM21 96V93H20ZM91 96V95H90ZM96 94L94 95V98ZM117 97V95H115ZM124 96V95H123ZM130 96V95H129ZM149 96V95H148ZM150 96V97H151ZM189 96V95H188ZM58 97H61L58 99ZM71 97V96H70ZM73 97V96H72ZM101 97V96H99ZM98 97V98H99ZM108 97V96H107ZM131 97V96H130ZM129 97V98H130ZM198 97V96H197ZM74 98V97H73ZM81 98V97H80ZM91 98L93 99V97L91 96ZM111 98V97H110ZM109 98V99H110ZM115 98V97H114ZM113 98V99H114ZM122 98V97H120ZM128 98V97H127ZM128 98V100H129ZM147 98V97H146ZM145 98V100H146ZM160 98V97H159ZM170 98V97H169ZM174 98V97H173ZM191 98V97H190ZM33 99V101H32ZM101 100V98H99ZM98 99V100H99ZM107 99V98H106ZM116 99V98H115ZM114 99V100H115ZM132 99V98H130ZM143 98H141L142 100ZM149 99V98H148ZM155 99V98H154ZM161 99V98H160ZM247 99V98H246ZM11 100V99H10ZM69 100V99H68ZM76 99L74 98V101ZM91 100V99H90ZM97 100V98H96ZM97 100V101H98ZM141 100L138 101V104L142 103L144 101L141 102ZM183 100V99H182ZM200 100V99H199ZM224 100V99H222ZM92 101V100H91ZM120 102V100H117V102ZM179 101V100H178ZM36 105L37 109H30L29 108V103H32ZM67 102V101H66ZM69 102V101H68ZM79 102V101H78ZM78 102H74L75 104ZM94 102V101H93ZM116 102V101H114ZM116 102V103H117ZM123 102V101H122ZM151 102V101H150ZM182 102V101H181ZM191 102V101H190ZM72 103V100H71ZM72 103V104H74ZM80 103V102H79ZM82 103V102H81ZM87 103V102H86ZM101 103V102H98ZM97 103V104H98ZM149 103V102H148ZM146 103V105L148 104ZM152 103V102H151ZM170 103V102H169ZM188 103V102H187ZM70 104V103H69ZM71 104V105H72ZM84 104V103H82ZM94 104V103H93ZM111 104V103H110ZM115 103H113L114 105ZM144 104V103H142ZM165 104V103H164ZM168 104V103H167ZM26 105H28V107H26ZM78 105V104H77ZM86 105V104H85ZM91 105V104H90ZM130 105V104H129ZM132 105V104H131ZM156 105V104H155ZM197 105V104H196ZM212 105V104H211ZM69 106V105H68ZM68 106L66 104V107L68 109ZM74 106V105H73ZM71 106V109H75V107ZM89 106V104H88ZM96 106V104H95ZM99 106V105H98ZM101 106V105H100ZM99 106V108H100ZM135 106V105H134ZM182 106V105H181ZM224 106V105H223ZM62 107H64V104L62 105ZM73 107V108H72ZM92 107V106H91ZM131 107V106H130ZM129 107V108H130ZM136 107V106H135ZM140 107V105H139ZM152 107V106H151ZM163 107V106H162ZM161 107V108H162ZM198 107V106H197ZM196 107V109H197ZM59 108L60 105H59ZM78 108V107H77ZM76 108V109H77ZM89 108V107H88ZM93 108V107H92ZM102 108V107H101ZM137 108V107H136ZM142 108V107H141ZM145 108V107H144ZM157 108V107H156ZM160 108V107H159ZM184 108V107H183ZM187 108V107H186ZM200 108V107H199ZM202 108V107H201ZM229 108V107H228ZM70 109V108H69ZM75 109V110H76ZM80 109V106H79ZM78 109V110H79ZM82 109V108H81ZM84 109V108H83ZM95 109V107H94ZM106 109V108H105ZM126 109H128L126 107ZM138 109V108H137ZM140 109V108H139ZM138 109V110H139ZM152 109H155L152 108ZM205 109V108H204ZM51 110V112H50ZM52 110H57V111H61L62 114L60 113V116L57 114L56 111H54V113L52 112ZM64 110V108H63ZM77 110V111H78ZM101 110V109H100ZM108 110V109H107ZM141 110V109H140ZM139 110V111H140ZM143 110V109H142ZM150 110V109H149ZM67 111V110H66ZM66 111H64L66 113ZM82 111V110H81ZM95 111V110H94ZM92 111V112H94ZM102 111V110H101ZM132 112V110H130ZM138 111V112H139ZM157 111V110H156ZM162 111V110H161ZM186 111V110H185ZM215 111V109H214ZM218 111V110H217ZM85 113V111H82ZM96 112V111H95ZM98 112V110H97ZM96 112V113H97ZM136 112V110H135ZM160 111H158V115L161 116V114H159ZM2 113V112H1ZM0 113V114H1ZM146 113V112H144ZM148 113V111H147ZM155 113V112H153ZM174 113V112H173ZM78 115L79 112L77 113ZM100 114V113H98ZM103 114V113H102ZM126 114V113H125ZM130 114V113H129ZM141 114V113H140ZM143 114V113H142ZM181 114V113H180ZM209 114V113H207ZM245 114V113H244ZM242 114V115H244ZM83 115V114H81ZM105 115V114H104ZM132 115V114H131ZM138 115V113H137ZM205 115V114H204ZM101 115H99L100 117ZM122 116V115H121ZM120 116V117H121ZM150 116V115H149ZM148 116V117H149ZM154 116V115H153ZM166 116V115H164ZM163 116V117H164ZM194 116V115H193ZM241 116V115H240ZM60 117V120L59 118ZM78 117V116H77ZM104 117V116H103ZM127 117V116H126ZM130 117V115H129ZM133 117V116H132ZM139 117V115H138ZM143 117V116H142ZM141 117V118H142ZM145 118H148L146 116H144ZM143 117V119H144ZM178 117V116H177ZM195 117V116H194ZM206 117V116H205ZM107 118H109L107 116ZM123 118V117H122ZM125 118V117H124ZM173 118V117H172ZM180 118V117H179ZM58 119V123L56 125V123H54L53 121L55 120L57 122ZM78 119V118H77ZM82 119V117H81ZM110 119V118H109ZM128 119V118H126ZM125 119V120H126ZM140 119V118H139ZM150 119V118H149ZM152 119V117H151ZM157 119V118H156ZM195 119V118H194ZM198 119V117L196 118ZM207 119V118H206ZM61 120V121H62ZM74 120V119H73ZM108 120V119H107ZM136 120V118H135ZM153 120V119H152ZM185 120V119H182ZM181 120V121H182ZM76 121V119H75ZM105 121V120H104ZM124 121V120H123ZM138 121V120H137ZM151 121V120H150ZM109 121H107L108 124ZM122 122V121H121ZM127 122V121H126ZM129 122V121H128ZM156 122V121H155ZM185 122V121H184ZM137 123V122H135ZM149 123V122H148ZM179 123V122H178ZM61 124V123H60ZM105 124V123H104ZM104 124H101L104 125ZM110 124V123H109ZM185 124V123H184ZM184 124L182 126H184ZM112 125H114L112 123ZM131 125V124H130ZM140 125H142L140 123ZM148 125V124H146ZM189 125V124H188ZM100 126V127H101ZM105 126V125H104ZM138 126V125H137ZM144 126V125H143ZM157 126V125H156ZM103 127V126H102ZM111 127V126H110ZM115 127V125H114ZM126 127V125L124 126ZM146 127V126H144ZM85 128H88L85 130ZM108 128V127H107ZM113 128V126H112ZM135 128V127H134ZM154 128V126L152 127ZM162 128V127H161ZM164 128V127H163ZM128 129V128H127ZM190 129V128H189ZM193 130V127L191 128ZM196 129V128H195ZM89 130V131H88ZM124 130V129H123ZM142 130V129H140ZM139 130V131H140ZM146 130V129H145ZM154 130V129H153ZM152 130V132H153ZM171 130V129H169ZM175 130H177V128H175ZM181 130V129H180ZM178 130V132L180 131ZM187 130V129H185ZM88 131L89 134H86ZM113 131V129H112ZM132 131V130H130ZM134 131V130H133ZM138 131V129H137ZM148 131V130H147ZM156 131V130H155ZM196 131V130H195ZM126 132V131H125ZM136 132V131H135ZM177 132V133H178ZM184 132V131H183ZM6 133V125H5V120L3 118V116H0V139L1 137ZM113 133V132H112ZM138 133V132H136ZM149 133V132H148ZM190 133V132H189ZM192 133V132H191ZM207 133V132H206ZM109 134V135H108ZM143 134V131H142ZM146 134V133H145ZM175 134V133H173ZM180 134V133H178ZM183 134V133H182ZM196 134V133H195ZM156 135V134H155ZM154 135V136H155ZM177 135V134H176ZM132 136V135H131ZM151 136V135H150ZM200 136V135H199ZM197 135L198 138H202V136L199 137ZM214 136V135H213ZM97 137V138H96ZM210 138V136H208ZM207 137V140L210 141V139ZM222 137V136H221ZM116 138V136H115ZM150 138V137H149ZM193 138V136H192ZM212 138H216L215 136ZM155 139V138H154ZM170 139V138H169ZM187 139V138H186ZM191 139V138H190ZM189 139V140H190ZM114 140V141H113ZM128 140V139H127ZM192 140V139H191ZM190 140V141H191ZM204 140V139H203ZM206 140V141H207ZM254 140V139H253ZM252 140V141H253ZM78 142L77 145H79L78 147H71V145H73L72 143ZM177 141V140H176ZM189 141V143H190ZM205 141V140H204ZM214 141V140H212ZM211 141V142H212ZM217 141V139H216ZM226 141V140H225ZM109 142L112 144H109ZM119 141H117L118 143ZM135 142V141H134ZM201 142V141H200ZM208 142V141H207ZM182 143V142H181ZM188 143V142H187ZM199 143V142H197ZM203 143V142H202ZM217 143V142H216ZM224 143V142H223ZM76 144V143H75ZM93 144V145H91ZM108 144L110 147H108ZM116 144V143H115ZM132 144V143H130ZM173 144V143H172ZM184 144V143H183ZM191 144V143H190ZM194 144H196V142L194 141ZM205 143L201 144L204 145ZM208 144V143H206ZM215 144V143H213ZM222 144V143H220ZM231 144V143H230ZM135 145V143H134ZM133 145V146H134ZM197 145V144H196ZM199 145V144H198ZM218 145V144H216ZM117 146V145H116ZM114 146V147H116ZM130 146V145H129ZM137 146V145H136ZM174 146V145H173ZM177 146V145H176ZM71 147V148H70ZM183 147V145H182ZM194 147V145L192 146ZM197 147V146H196ZM203 147V146H202ZM236 147V146H235ZM63 148H66V151ZM119 149V147H117ZM117 148L115 150H117ZM122 148V147H121ZM120 148V149H121ZM191 148V145L190 147ZM188 148V149H189ZM206 148V147H205ZM204 148V149H205ZM214 148V147H213ZM230 148V146H229ZM84 149V150H83ZM195 148H192L191 150H193ZM197 149V148H196ZM218 149V148H215ZM79 150H83V155L78 154L77 152ZM111 150V149H110ZM122 150V149H121ZM171 150V149H170ZM185 150V148H184ZM199 150V149H198ZM207 150H209L207 148ZM214 150V149H213ZM229 150V149H228ZM244 150V149H243ZM61 151H63V153H61ZM176 151V149L174 150ZM215 151V150H214ZM213 151V152H214ZM218 151V150H217ZM82 152V151H81ZM122 151H120V153H122ZM181 152V151H180ZM185 152V151H184ZM187 152V151H186ZM185 152V153H186ZM189 152V151H188ZM196 152V150H195ZM193 152V153H195ZM198 152V153H197ZM196 154L199 155L201 152L204 154V151L202 150L201 152L197 151ZM233 152V151H232ZM162 153V152H161ZM192 153V152H191ZM201 153V154H202ZM209 153V152H208ZM241 153V152H240ZM112 154V153H111ZM119 154V153H118ZM194 154V155H196ZM207 154V153H206ZM251 154V153H250ZM109 155V154H108ZM191 155V154H190ZM208 155V154H207ZM211 155V154H210ZM201 156V155H200ZM199 156V157H200ZM206 156V155H205ZM209 156V155H208ZM213 156V155H212ZM238 156V155H237ZM193 157V156H192ZM198 157V156H196ZM198 157V158H199ZM204 156H201L200 158H202ZM239 157V156H238ZM237 157V158H238ZM119 158V157H118ZM146 158V157H145ZM194 158V157H193ZM210 158V157H209ZM209 158H207L209 160ZM213 158V157H212ZM216 158V157H215ZM236 158V159H237ZM128 159V158H126ZM160 159V158H159ZM176 159V158H175ZM205 159V158H204ZM220 159V158H219ZM137 160V158H136ZM150 160V159H149ZM241 160V159H240ZM243 160V159H242ZM47 161H49L47 163ZM104 161V162H103ZM130 161V160H129ZM169 161V160H168ZM167 161V162H168ZM175 161V160H174ZM249 161V160H248ZM125 163L128 161H124ZM124 162L123 166H124ZM135 162V161H134ZM150 162V161H149ZM210 162V161H209ZM242 162V161H241ZM121 163V168H123ZM142 163V162H141ZM173 163V162H172ZM176 163V162H175ZM211 163H214L213 161ZM226 163V162H225ZM224 163V164H225ZM260 163V162H259ZM258 163V164H259ZM130 164L132 165V163L130 162ZM130 164H127L129 166H131ZM218 165V164H217ZM263 165V164H262ZM50 168H47V167ZM127 166V167H129ZM222 166V164H221ZM163 167V166H162ZM218 167V166H217ZM52 168V169H51ZM117 168V167H116ZM119 168V169H121ZM134 168V167H133ZM138 168V167H137ZM48 169H50V175H54L55 176H50L48 174ZM85 169H89L88 172H85L84 174V170ZM136 170V168L134 169ZM134 170H132L131 168V172L130 173H135L133 172ZM170 170V169H169ZM130 171V170H128ZM127 171V172H128ZM167 171V170H166ZM155 172V171H153ZM175 172V171H174ZM122 173V171H121ZM114 174V173H113ZM129 174V173H128ZM167 174V173H166ZM87 175V177H85ZM135 175V174H134ZM126 176V174H125ZM130 177V175H127V177ZM42 177H46L45 179L42 180ZM135 177V176H134ZM133 177V179H134ZM126 178V177H124ZM149 178V177H148ZM152 178V177H151ZM154 178V177H153ZM256 178V177H255ZM5 179V181H6ZM52 179H55L56 182L51 185L49 183H51ZM128 179V178H127ZM167 179V178H166ZM170 179V178H169ZM259 179V178H258ZM142 180V179H141ZM149 180V179H148ZM155 180V178H154ZM253 180V179H252ZM257 180V179H256ZM255 180V181H256ZM260 180V179H259ZM42 181V182H41ZM124 181V180H123ZM134 181V180H133ZM151 179L147 182H150ZM172 181V178H171ZM254 181V180H253ZM7 182V181H6ZM121 182V181H120ZM135 182H137L135 180ZM135 182H132L130 185L128 183V187H126V185H123L126 187V190L129 191H133L134 189V185ZM164 182V181H163ZM139 183V182H138ZM145 183V182H144ZM166 183V182H165ZM169 183V181H168ZM172 183V182H171ZM253 183V182H252ZM7 184V183H6ZM9 184V183H8ZM96 184V185H95ZM150 184V183H149ZM11 185V184H9ZM8 185V187H9ZM146 185V183H145ZM153 185V184H152ZM172 185V184H171ZM2 186V185H1ZM6 186V185H5ZM151 186V184H150ZM167 186V184H166ZM3 187V186H2ZM11 187V186H10ZM14 187V186H13ZM56 187V188H54ZM83 187H90L93 188L90 191H86V192H82ZM165 187V186H163ZM184 187V186H183ZM12 188V187H11ZM148 188V187H147ZM124 189V188H123ZM137 189V187H136ZM163 189V188H162ZM165 189V188H164ZM163 189V190H164ZM167 189V188H166ZM198 189V188H197ZM120 190V189H119ZM196 190V189H195ZM84 191V190H83ZM148 191V190H147ZM166 191V190H165ZM181 192V191H180ZM190 192V190L188 191ZM3 194V193H2ZM81 194V195H80ZM160 194V193H159ZM213 193H211L212 195ZM109 195V194H108ZM107 195V196H108ZM114 195V194H113ZM124 195V194H122ZM121 195V197H122ZM155 195V194H154ZM189 195V194H188ZM187 195V196H188ZM196 195V194H195ZM242 195V194H241ZM241 195L239 198H241ZM246 195V194H245ZM2 196V195H1ZM5 196V193L3 195V197ZM132 196V195H131ZM146 196V195H145ZM171 196V195H170ZM179 196V195H178ZM185 196V195H184ZM247 196V195H246ZM244 196V197H246ZM250 196V195H249ZM264 196V195H263ZM8 197V196H7ZM109 197V196H108ZM124 197V196H123ZM192 197V196H191ZM199 197V196H198ZM202 197V196H201ZM204 197V196H203ZM10 198V199H11ZM120 198V197H119ZM132 198V197H131ZM206 198V197H205ZM229 198V197H228ZM233 198V197H232ZM250 198V197H249ZM254 198V197H251ZM1 199V198H0ZM9 199V198H8ZM140 199V197H139ZM143 199V198H142ZM216 199V198H215ZM214 199V200H215ZM248 199V196H247ZM246 199V200H247ZM260 199V198H258ZM133 200V199H131ZM170 200V199H169ZM196 200V199H193ZM200 200V199H199ZM227 200H231L227 199ZM234 200V199H233ZM232 200V201H233ZM245 200V199H244ZM256 200V197H255ZM3 201V203H2ZM10 202V200H8ZM134 201V200H133ZM164 201V200H163ZM222 201V200H220ZM243 201V199H242ZM250 201V200H249ZM135 202V201H134ZM168 202V201H167ZM193 202V201H192ZM204 202V201H203ZM210 202V201H209ZM237 202V201H236ZM239 202V201H238ZM237 202V203H238ZM251 202V201H250ZM254 203H256L255 201H253ZM258 202V201H257ZM5 203V204H4ZM11 203H13L11 201ZM132 203V202H131ZM160 203V202H157ZM208 202H205V204ZM211 203V202H210ZM242 203V202H241ZM263 203V202H262ZM261 203V204H262ZM145 204V203H144ZM183 204V203H181ZM179 204V205H181ZM175 205V204H174ZM202 205V204H201ZM209 205V204H207ZM205 205V206H207ZM152 206V205H151ZM161 206V205H160ZM169 206V205H168ZM184 206V205H183ZM8 207V206H7ZM14 207V208H13ZM141 207V206H140ZM161 208V207H160ZM159 208V210H160ZM166 208V207H165ZM168 208V207H167ZM171 208V206H170ZM180 208H182L180 206ZM178 207V209H180ZM201 208V207H200ZM208 208V207H207ZM222 208V207H221ZM233 208V207H232ZM231 208V213L234 212V208ZM163 209V208H162ZM169 209V208H168ZM194 209V208H193ZM192 209V210H193ZM170 210V209H169ZM182 209H180L181 211ZM202 210V209H201ZM139 211V210H138ZM155 211V210H154ZM161 211V210H160ZM170 211H174V209L170 210ZM179 211V210H178ZM177 211V212H178ZM149 211H147L148 213ZM204 212L206 214V210L204 209ZM219 212V211H217ZM230 212V211H229ZM254 212V211H253ZM131 213V212H130ZM151 213V212H150ZM171 213V212H170ZM209 213V212H208ZM226 213V212H225ZM251 213V212H250ZM162 214V213H161ZM165 214V213H164ZM179 214V213H177ZM197 214V213H196ZM204 213H199L197 216H202ZM212 214V213H211ZM229 214V216H230ZM237 213H235L236 215ZM245 214V213H244ZM244 214L242 216H244ZM263 214V213H262ZM15 218V219H20L21 222H23L24 224L22 225V223L20 224V226H23V230H19V227L17 226L19 224V220L18 222H13L11 220V217ZM88 215V216H87ZM123 217L122 219H120L118 216ZM148 215V218H150V215ZM155 215V214H154ZM215 215V214H214ZM117 217L116 219L119 220V223H121L122 225H125L127 227V236L123 239L122 236H117L118 233H116L115 231L117 230H110V232H106V234L108 235V237L111 238L112 241H121V245H120V251L114 253V255H110L105 257L104 259H99L97 252L98 249L101 247L99 246L98 242L100 241L103 244V232H105L104 230L109 229L110 224L107 221V218H112V217ZM132 216V215H131ZM153 216V215H152ZM166 216V215H165ZM169 216H171L169 214ZM194 216H196L194 214ZM193 216V217H194ZM196 216V217H197ZM212 219L213 214L209 215ZM224 217L226 216L223 215ZM239 216V215H238ZM248 216V215H247ZM251 216V215H249ZM248 216V217H249ZM154 217V216H153ZM189 217V216H188ZM216 217V215H215ZM220 217V216H219ZM227 217V216H226ZM232 217V216H231ZM229 217V218H231ZM252 217V216H251ZM53 218H55V221L53 222ZM147 219V222L148 221ZM159 218V216H158ZM208 218V217H207ZM217 218V217H216ZM233 218V217H232ZM236 218V217H235ZM53 219V220H51ZM152 219V217H151ZM161 219V217H160ZM171 219V218H170ZM220 219H224V218H220ZM239 219V218H238ZM256 219V218H254ZM51 220V221H50ZM138 220V219H137ZM138 220V221H139ZM150 220V219H149ZM154 220V218L152 219ZM163 222V219H161ZM178 220H180V218H178ZM184 220V219H183ZM229 220V219H227ZM227 220H223V221H227ZM240 220V219H239ZM16 221V220H14ZM191 220H188V223ZM216 221H219L218 218ZM222 221V222H223ZM233 221V219H232ZM236 221V220H234ZM233 221V222H234ZM155 222L157 223V221L155 220ZM159 222V221H158ZM161 222V221H160ZM159 222V223H160ZM168 222V220L166 221ZM181 222V221H180ZM187 222V221H186ZM185 220H184V224L183 226H187L188 223L186 224ZM231 222V221H230ZM237 222V221H236ZM241 222V220H240ZM152 223V222H151ZM154 223V225L156 224ZM170 223V222H169ZM168 223V224H169ZM228 223V222H227ZM239 223V222H238ZM253 223V222H251ZM153 224V223H152ZM165 224V222H164ZM163 224V225H164ZM176 224V223H175ZM182 224V222H181ZM180 224V225H181ZM193 224V223H192ZM199 224V223H198ZM197 224V225H198ZM109 225V226H108ZM144 225L145 227L141 226ZM161 228L162 227V224ZM178 225V223H177ZM191 225V224H190ZM203 225V224H202ZM201 225V226H202ZM254 225V224H252ZM121 226V225H120ZM141 226V227H140ZM165 226V225H164ZM167 226V224H166ZM179 226V225H178ZM124 227V226H123ZM172 227H174V225H172ZM182 227V226H181ZM191 227V226H190ZM189 227V228H190ZM245 227V226H244ZM151 228V229H150ZM153 228H156L153 229ZM192 228V227H191ZM190 228V229H191ZM54 229V228H53ZM136 229L137 232L136 233ZM170 229V228H169ZM168 229V231H169ZM173 230V229H172ZM170 230V231H172ZM126 231V230H125ZM141 231V232H139ZM156 231V232H155ZM230 231V230H227ZM232 231V230H231ZM50 232V233H49ZM166 232V231H165ZM164 232V233H165ZM178 232V231H177ZM176 232V234H177ZM234 232V230H233ZM143 234V235H141ZM119 235V234H118ZM130 235V236H128ZM175 234L173 233V236ZM53 236V235H52ZM169 236V235H168ZM172 236V235H170ZM169 236V237H170ZM203 236V235H202ZM218 236V235H217ZM222 236V237H221ZM218 236L219 238H223L225 236L221 235ZM75 238V239H74ZM167 238V237H166ZM165 238V239H166ZM189 238V237H188ZM60 239V238H59ZM63 239V238H62ZM96 241L95 243H92V241ZM182 239V238H181ZM79 240V241H78ZM105 240V239H104ZM191 240V239H189ZM30 241L32 243H30ZM192 241V240H191ZM72 242V241H71ZM74 242V241H73ZM167 241H165V246L167 247L170 244L166 243ZM179 242V244L181 245L182 241H177V243ZM92 243V245H91ZM118 243V242H117ZM194 243V242H193ZM36 245L35 247L37 248L39 254L37 255L35 253V249H32V245ZM66 244V243H65ZM67 244L68 241H67ZM71 244V243H70ZM73 244V243H72ZM107 244H109L107 242ZM167 244V246H166ZM196 246V243H194ZM51 245V246H50ZM75 245V244H74ZM77 245V246H79ZM183 245V244H182ZM191 244H189L190 246ZM202 245V244H200ZM207 245V244H206ZM252 245V244H251ZM255 245V244H254ZM72 246V245H69ZM86 246L92 247L93 253H94V261L91 262L89 260V251L86 249ZM184 246V245H183ZM182 246V247H183ZM192 246V245H191ZM52 247V248H51ZM65 247V246H64ZM62 247V248H64ZM68 247V246H67ZM95 247V248H94ZM206 247V246H205ZM34 248V246H33ZM111 248V247H109ZM115 248V247H114ZM186 248V247H184ZM188 248V247H187ZM186 251L188 252L189 250ZM191 248V247H190ZM193 248V247H192ZM189 249V248H188ZM197 249V247H196ZM217 249V248H216ZM219 249V248H218ZM221 249V248H220ZM225 249V248H224ZM204 249H202L201 251H203ZM211 250H215V249H211ZM211 250H208L207 252L211 253ZM174 250H172L171 253L174 254L173 252ZM191 251V250H190ZM222 251V249L220 250V252ZM165 252V251H164ZM181 252V251H180ZM206 252V253H207ZM216 253H219L218 250L216 251ZM213 252L212 254L214 255ZM159 253V251H158ZM24 254H26L27 256H25ZM182 254V253H181ZM188 254V253H187ZM184 255L185 257L187 256ZM100 255V254H99ZM158 255V254H157ZM168 255H170V253H168ZM188 255L191 256V254L189 253ZM210 255V254H209ZM208 255V256H209ZM217 255V254H215ZM236 255V254H235ZM174 256V255H173ZM211 256V255H210ZM176 257V256H175ZM184 257V258H185ZM165 258V256H164ZM180 258V257H179ZM242 262L241 264H264V241L260 242V244H256L255 246H252L251 249H247V252L245 254L244 257H242ZM24 259V260H25ZM166 259V258H165ZM181 259V258H180ZM61 260V259H60ZM31 261V262H30ZM153 262V261H152ZM181 262V260H180ZM179 262V263H180ZM56 263V262H55ZM123 263V264H124ZM24 264V263H23ZM62 264V262H61ZM158 264V263H156ZM176 264V263H175ZM197 264V263H196ZM199 264H211L208 263L206 260H202L199 261ZM213 264V263H212ZM231 264V263H230Z\"/></svg>","mask_w":264,"mask_h":264}]
</instances>
